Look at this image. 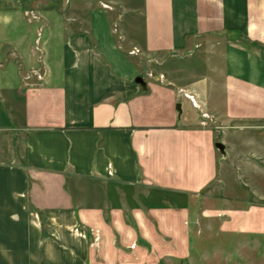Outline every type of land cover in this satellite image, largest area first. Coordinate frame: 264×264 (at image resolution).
<instances>
[{
	"label": "crops",
	"instance_id": "obj_1",
	"mask_svg": "<svg viewBox=\"0 0 264 264\" xmlns=\"http://www.w3.org/2000/svg\"><path fill=\"white\" fill-rule=\"evenodd\" d=\"M42 6L0 0V264H93L72 227L108 238L105 215L169 196L221 263L263 248L264 190L235 200V176L264 179V0Z\"/></svg>",
	"mask_w": 264,
	"mask_h": 264
},
{
	"label": "rangeland",
	"instance_id": "obj_2",
	"mask_svg": "<svg viewBox=\"0 0 264 264\" xmlns=\"http://www.w3.org/2000/svg\"><path fill=\"white\" fill-rule=\"evenodd\" d=\"M41 2L43 4L41 8L55 10L57 16L55 20L57 19L58 23L63 24L69 23V11L71 10L75 14L79 10L78 15H80L82 9L111 10L115 7V3L118 4V0H41ZM34 8L27 4L24 14L25 23L31 25L32 28L38 25L43 26L46 21L43 18L40 19L37 15H33V12L29 10ZM81 20L82 17L79 16V23H81ZM37 54L39 53L37 52ZM37 57L39 62L40 56ZM37 70L43 72L40 67ZM237 175L235 176L237 179L235 189L238 190V193L235 194V200L242 202L248 200L249 198L246 197L248 187H254L258 189L257 191L264 190V179L262 177H243L242 172ZM229 180L231 182V178ZM203 194L205 198L210 200L217 199L220 196L216 193L206 194L205 192ZM176 195L181 194H171V196ZM221 195L222 198L218 199H225L224 197H227L228 200L231 199L228 193ZM165 198L164 201L166 202ZM168 198H170L168 199L170 206L167 208H150L147 211L138 208V211L146 212H142L143 214L130 212L131 210L126 208L120 215H117L118 217L113 214L105 215L104 221L106 223L105 227L108 229V238H105L103 230L82 225L72 227L70 233L75 238L89 244V248L93 252V264H187L183 259H191L192 257H201L206 264H264V246L261 248L256 245L251 250L239 249L240 252L236 257L226 258L221 263L216 257L218 252L214 251L211 254L214 249V245L211 244V239H209L211 237L206 236L209 240L205 237L201 238V226H196L194 219L189 217L188 213H185L190 212V209L177 205L173 197L169 196ZM157 200L161 199H155V201ZM249 201L261 207L264 206L263 201L260 203L255 199ZM157 210L159 212H148ZM28 211L32 213L31 210ZM36 220L39 222L38 219ZM137 220L143 222L138 223Z\"/></svg>",
	"mask_w": 264,
	"mask_h": 264
},
{
	"label": "water",
	"instance_id": "obj_3",
	"mask_svg": "<svg viewBox=\"0 0 264 264\" xmlns=\"http://www.w3.org/2000/svg\"><path fill=\"white\" fill-rule=\"evenodd\" d=\"M135 82H136L137 84L141 85L142 88L145 87V84H144V82H143V80H142L141 78L136 79ZM176 110H177V112L180 113V106H179V105L176 107ZM215 147H216V149H217L220 153L223 152V146H222L221 144H216Z\"/></svg>",
	"mask_w": 264,
	"mask_h": 264
},
{
	"label": "built area",
	"instance_id": "obj_4",
	"mask_svg": "<svg viewBox=\"0 0 264 264\" xmlns=\"http://www.w3.org/2000/svg\"><path fill=\"white\" fill-rule=\"evenodd\" d=\"M26 80H28V78ZM188 99L190 100V102L192 103V105L195 106V103H194L193 99L192 98H188Z\"/></svg>",
	"mask_w": 264,
	"mask_h": 264
}]
</instances>
